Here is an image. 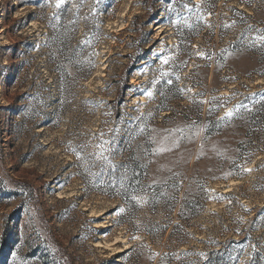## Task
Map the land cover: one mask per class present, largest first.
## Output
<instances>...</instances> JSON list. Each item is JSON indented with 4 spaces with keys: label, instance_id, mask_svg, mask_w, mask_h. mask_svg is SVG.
<instances>
[{
    "label": "rangeland",
    "instance_id": "374dc122",
    "mask_svg": "<svg viewBox=\"0 0 264 264\" xmlns=\"http://www.w3.org/2000/svg\"><path fill=\"white\" fill-rule=\"evenodd\" d=\"M262 36L264 0H0V264H264Z\"/></svg>",
    "mask_w": 264,
    "mask_h": 264
},
{
    "label": "snow or ice",
    "instance_id": "6c2138e0",
    "mask_svg": "<svg viewBox=\"0 0 264 264\" xmlns=\"http://www.w3.org/2000/svg\"><path fill=\"white\" fill-rule=\"evenodd\" d=\"M63 3V0H57V7L60 6V4ZM185 7H187V5H185ZM261 40H264V36L260 37ZM200 55H203V53H200ZM169 83H171V81H169ZM149 96H151L152 94L151 93H148ZM232 111L229 110L227 113H226V116L227 117H231L232 116ZM246 171H251V169H246ZM120 211L122 212L123 209H120Z\"/></svg>",
    "mask_w": 264,
    "mask_h": 264
}]
</instances>
